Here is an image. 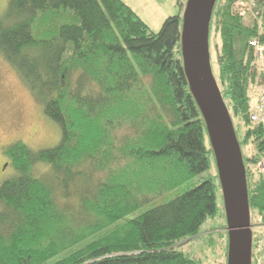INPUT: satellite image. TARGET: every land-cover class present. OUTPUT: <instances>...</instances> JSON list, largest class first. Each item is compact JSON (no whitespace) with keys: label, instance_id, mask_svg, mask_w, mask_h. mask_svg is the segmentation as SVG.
<instances>
[{"label":"trees","instance_id":"1","mask_svg":"<svg viewBox=\"0 0 264 264\" xmlns=\"http://www.w3.org/2000/svg\"><path fill=\"white\" fill-rule=\"evenodd\" d=\"M178 3L183 14L153 31L124 0H8L0 53L62 138L54 147L18 141L4 150L16 172L0 184V264H204L177 246L218 213L222 186L186 71ZM245 4L254 6L250 22ZM214 33L213 73L262 235L264 125L250 113L251 91L264 86V57L249 41L264 44V0H217L209 45ZM38 163L49 166L38 173ZM211 167L216 173L193 185ZM252 234L255 245L261 235ZM225 256L222 264L229 239Z\"/></svg>","mask_w":264,"mask_h":264},{"label":"rangeland","instance_id":"2","mask_svg":"<svg viewBox=\"0 0 264 264\" xmlns=\"http://www.w3.org/2000/svg\"><path fill=\"white\" fill-rule=\"evenodd\" d=\"M140 17L150 26L153 31H159L165 19L174 14H183L178 3L179 0H124ZM184 14L188 0H181ZM8 0H0V16L5 11ZM247 6V7H246ZM246 7V8H245ZM254 6L245 4L242 8L247 12L245 18L251 21V14ZM184 24V19H183ZM220 39L214 33L209 45L210 60L212 70L218 71L217 48ZM262 65V60L260 62ZM262 86L251 93L254 96L253 109L260 100ZM263 94V93H262ZM62 138L60 125L46 115L42 104L34 95L32 90L22 79L15 68L8 63L0 53V184L2 181L16 171L9 162L4 150L14 142H24L31 148H48L58 145ZM47 163H38L34 169L38 173L48 168ZM3 169L5 170H2ZM216 173V169L211 167L207 172L197 175L193 185L199 184L210 174ZM175 196V192H168L165 197L155 200L158 204ZM218 213L213 217H208L201 227L200 233L188 240L178 244V248L196 258L202 260L204 264H222L226 261V246L229 239L228 231L225 229L227 215L225 211V201L222 187L217 189ZM252 229L256 235H261L263 228L259 226V219L256 210H251Z\"/></svg>","mask_w":264,"mask_h":264},{"label":"water","instance_id":"3","mask_svg":"<svg viewBox=\"0 0 264 264\" xmlns=\"http://www.w3.org/2000/svg\"><path fill=\"white\" fill-rule=\"evenodd\" d=\"M217 0H188L183 56L205 113L223 190L229 235L228 264H252L253 234L246 168L235 127L212 70L210 23Z\"/></svg>","mask_w":264,"mask_h":264},{"label":"built area","instance_id":"4","mask_svg":"<svg viewBox=\"0 0 264 264\" xmlns=\"http://www.w3.org/2000/svg\"><path fill=\"white\" fill-rule=\"evenodd\" d=\"M249 45L253 48L257 57L261 59L264 57V44H261L258 39L250 40ZM250 119L255 124L264 125V86H262L259 102L250 113ZM259 171L264 174V158L259 164ZM252 264H264V234L252 246Z\"/></svg>","mask_w":264,"mask_h":264},{"label":"flooded vegetation","instance_id":"5","mask_svg":"<svg viewBox=\"0 0 264 264\" xmlns=\"http://www.w3.org/2000/svg\"><path fill=\"white\" fill-rule=\"evenodd\" d=\"M2 170H5V169H3V167H2Z\"/></svg>","mask_w":264,"mask_h":264}]
</instances>
